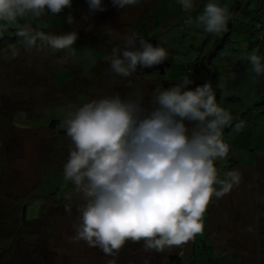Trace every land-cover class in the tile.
Returning <instances> with one entry per match:
<instances>
[{
  "label": "rangeland",
  "instance_id": "rangeland-1",
  "mask_svg": "<svg viewBox=\"0 0 264 264\" xmlns=\"http://www.w3.org/2000/svg\"><path fill=\"white\" fill-rule=\"evenodd\" d=\"M217 2L226 7L239 4L234 27L238 29L232 30L228 42H223L222 34H209L194 23L208 0H194L191 9L179 0H159L154 9L147 0L127 15L108 11L107 16L94 13L81 20L77 14L89 12L88 2L72 0V7L56 16L27 17L9 27L17 29L23 21L48 34L76 31L78 38L72 50L23 47L0 60V115L13 103L3 97L12 98L16 109L12 128H7L12 138L9 157L1 158L0 166V264H108L110 259L116 264H264V75L255 76L246 59L250 54L264 57V19L254 14L264 11V0ZM69 14L72 24L67 23ZM189 18L193 23L181 29ZM107 28L114 30L113 35ZM131 33L152 38L168 50L171 66L163 76L135 72L121 77L111 71L105 57ZM208 68L214 75L209 79ZM184 77L193 81L186 90L210 82L217 103L233 117L222 136L228 155L214 164L221 174L238 171L241 183L210 200L202 233L163 252L144 251L143 241H128L111 257L84 240H71L85 201L63 174L72 147L69 137H58L59 132L66 133L62 124L66 113L92 99L115 94L124 98L137 90L150 108L156 89ZM52 121L59 122L55 131L46 127ZM2 129L0 150L6 142ZM5 196L11 201L23 198L19 203L28 223H20V232L15 229L17 207L11 216L2 212L13 206L2 200ZM5 217L11 225L2 223Z\"/></svg>",
  "mask_w": 264,
  "mask_h": 264
},
{
  "label": "clouds",
  "instance_id": "clouds-1",
  "mask_svg": "<svg viewBox=\"0 0 264 264\" xmlns=\"http://www.w3.org/2000/svg\"><path fill=\"white\" fill-rule=\"evenodd\" d=\"M87 2L91 12L105 10L102 0ZM138 3L112 0L121 9ZM179 3L185 9L194 7V0ZM71 7L72 0H0V35L18 20L56 16ZM231 19L228 7L208 0L194 23L218 36L227 31ZM67 23H74L71 14ZM107 30L113 35L114 30ZM16 35L28 47L39 40L55 50H72L78 38L76 31L46 34L29 23L22 24ZM122 40L105 57L118 76L129 77L138 66L151 68L169 58L165 47L153 46L135 33ZM246 59L255 76L264 75V57L250 54ZM191 83L184 77L156 89L150 108L137 90L124 98L115 94L92 99L66 113L62 124L72 147L63 174L85 201L71 240H84L111 257L128 241H143L144 251L163 252L202 233L210 200L241 183L238 171L221 174L214 164L228 155L222 136L233 117L217 103L210 82L186 90Z\"/></svg>",
  "mask_w": 264,
  "mask_h": 264
},
{
  "label": "trees",
  "instance_id": "trees-1",
  "mask_svg": "<svg viewBox=\"0 0 264 264\" xmlns=\"http://www.w3.org/2000/svg\"><path fill=\"white\" fill-rule=\"evenodd\" d=\"M229 8V10L231 11V13H232V19L229 21V23H228V26H227V31L226 32H223L222 33V35H223V42H228L229 41V39H230V36L233 34V33H236L237 32V29H235L234 27H235V24H236V21H237V15H238V12H239V4L237 3V2H235V4L233 5V6H230V7H228ZM194 10V9H193ZM254 14H255V17L256 18H259V19H261V20H263L264 19V11L262 10V8L261 9H257L255 12H254ZM25 22H23V21H19V26H21L22 24H24ZM33 26V28H35L37 31H43L44 33H46V34H48V32H46V31H44V30H42V29H40V28H38V27H35L34 25H32ZM188 26H190L189 25V20L187 19V20H184L183 22H182V24L180 25V28L181 29H183V28H186V27H188ZM259 28H261V25L260 24H257V29H259ZM235 30L234 32L232 31V30ZM17 30H18V28L16 29H11V28H9V30L6 32V33H3L2 35H0V60H2V59H4L5 57H7L10 53H12L13 51H18V49L20 48H23V47H25V48H28V49H32V48H48L49 47V45H47V44H45V43H42L41 41H37V43H36V45L35 46H32V47H28V46H26L24 43H23V41H22V39L21 38H19L17 35H16V33H17ZM233 32V33H232ZM152 39V38H151ZM22 54V53H21ZM212 57H214V56H212ZM168 61H169V59H168ZM171 66V65H170ZM208 67H209V65H208ZM207 72H208V79L210 78V77H214V75H212L211 73H210V70H209V68L206 70ZM77 73H80V70H77ZM16 85V84H15ZM165 85H166V83H165ZM4 99H10V101H13V103H12V107H11V109L10 108H8L7 110H5V113L3 112L2 114L4 115L3 117L0 115V126H2V130L4 131V132H2V136H3V138L5 139V141L6 142H4L3 144H4V147H3V144H2V148H1V150H0V166H1V160L3 159V158H5V156H7V157H9V152H10V149H9V141L12 139L11 138V136L9 135V132H7V128L8 129H11L12 127V123H13V116H14V113H15V102H14V100L12 99V98H10V97H3ZM12 99V100H11ZM26 112V114L28 113L27 111H25ZM33 113V112H32ZM4 119V120H3ZM6 126H5V125ZM59 124V122H57V121H52V122H50L48 125H46V127L48 128V129H50L51 131H55V128L57 127V125ZM5 135V136H4ZM65 136H67L66 135V133L65 132H59L58 133V137L59 138H61V137H65ZM68 137V136H67ZM7 143V144H6ZM10 143H12V141L10 142ZM9 149V150H8ZM2 158V159H1ZM0 171H1V168H0ZM1 173V172H0ZM1 175V174H0ZM2 200H9L8 198H7V196H5L4 198H2ZM20 200L22 201L23 200V198L20 196V197H18L17 199H15V200H9V201H11L12 203H13V206H12V208L11 207H7V208H4V210L2 211L3 213H5V214H8V215H12L14 212H16V207H17V211L18 212H20V217H19V215L17 216L18 218H19V220L17 219L16 220V216H15V218H14V220L16 221V223H17V228H15V229H17L19 232H20V229H21V224L20 223H28V221L26 220V218H25V207L23 208V207H21V203H19L20 202ZM62 201V200H61ZM61 201H58V202H61ZM57 202V203H58ZM6 207V206H5ZM43 217H45V216H43ZM8 218L9 217H5V218H3L1 221H2V223L3 224H5V225H11V224H9V223H11V221H8ZM40 219H42V217L40 218ZM14 220H12V221H14ZM30 223V222H29ZM5 228H7V227H5ZM11 230V229H10ZM11 231H14V229H12ZM179 260V259H178ZM176 263V261H174V262H172V263H170V264H175Z\"/></svg>",
  "mask_w": 264,
  "mask_h": 264
},
{
  "label": "crops",
  "instance_id": "crops-1",
  "mask_svg": "<svg viewBox=\"0 0 264 264\" xmlns=\"http://www.w3.org/2000/svg\"><path fill=\"white\" fill-rule=\"evenodd\" d=\"M145 1H147V0H139V3L136 4L135 6H128V7L124 8V9H121V8H118V7L114 6V5L112 4V0H102V5H103L104 8H105L104 11L91 12V11L89 10V8H87L86 11H89V12H87V13H84V12H83V13L78 12L77 17L81 20L84 16L89 17V16H91V15L94 14V13H97V14H99L100 16H101L102 14H103V15L106 14L105 16H107V15H109V14H108V11H115L117 14H120V15H127V14H129V12H132V11L135 10V9L141 8L142 5H143V3H144ZM148 1H150V0H148ZM158 1H159V0H152V2H153V8H154V9L157 7V3H158ZM133 14H134V13H133ZM108 17H109V16H108ZM236 25H237V24H235V26H236ZM127 29H128V28H127ZM235 29H238V27L235 28Z\"/></svg>",
  "mask_w": 264,
  "mask_h": 264
},
{
  "label": "water",
  "instance_id": "water-1",
  "mask_svg": "<svg viewBox=\"0 0 264 264\" xmlns=\"http://www.w3.org/2000/svg\"><path fill=\"white\" fill-rule=\"evenodd\" d=\"M148 39V41L150 43L153 44V46H157L158 43L157 41L150 39V38H146ZM161 45V44H160ZM162 46V45H161ZM137 47H139V45H137ZM170 67V63L168 60L164 61L162 64L160 65H156L153 66L151 68H140L139 66L137 67V73H146V74H151L152 72H156L158 73L160 76H163L165 74V70L168 69Z\"/></svg>",
  "mask_w": 264,
  "mask_h": 264
}]
</instances>
